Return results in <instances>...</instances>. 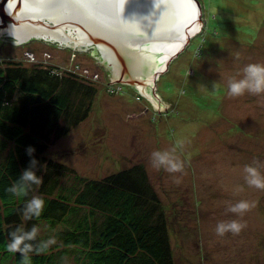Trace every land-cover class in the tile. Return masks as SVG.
Instances as JSON below:
<instances>
[{
	"label": "rangeland",
	"instance_id": "obj_1",
	"mask_svg": "<svg viewBox=\"0 0 264 264\" xmlns=\"http://www.w3.org/2000/svg\"><path fill=\"white\" fill-rule=\"evenodd\" d=\"M202 1L203 29L155 78L154 93L170 103L164 110L128 83L108 82L92 49L31 39L4 46L0 63L54 65L98 87L89 116L46 155L91 178L144 163L168 216L175 264H264V189L250 187L243 171L253 165L264 176V92L233 97L227 88L246 65H264V0ZM178 139L183 172L153 167L151 153ZM240 200L256 206L242 216L227 211ZM232 219L246 227L218 236L217 223ZM62 264H76L73 254Z\"/></svg>",
	"mask_w": 264,
	"mask_h": 264
},
{
	"label": "trees",
	"instance_id": "obj_2",
	"mask_svg": "<svg viewBox=\"0 0 264 264\" xmlns=\"http://www.w3.org/2000/svg\"><path fill=\"white\" fill-rule=\"evenodd\" d=\"M97 94L94 83L73 71L0 63V264H22L20 253L6 250L9 232L33 225L40 229L33 243L51 236L57 243L30 253L31 264H62L71 253L76 264H175L168 216L144 163L91 178L46 155L89 116ZM32 158L43 182L26 197L13 196L7 189ZM33 195L44 200L43 212L26 221L22 210Z\"/></svg>",
	"mask_w": 264,
	"mask_h": 264
},
{
	"label": "water",
	"instance_id": "obj_3",
	"mask_svg": "<svg viewBox=\"0 0 264 264\" xmlns=\"http://www.w3.org/2000/svg\"><path fill=\"white\" fill-rule=\"evenodd\" d=\"M203 12L201 0H0V32L16 44L42 39L99 52L108 82L128 83L164 110L170 103L152 94L153 83L203 29Z\"/></svg>",
	"mask_w": 264,
	"mask_h": 264
},
{
	"label": "clouds",
	"instance_id": "obj_4",
	"mask_svg": "<svg viewBox=\"0 0 264 264\" xmlns=\"http://www.w3.org/2000/svg\"><path fill=\"white\" fill-rule=\"evenodd\" d=\"M243 78H232L228 81L227 88L230 96L236 97L243 95L246 91L258 94L264 92V65L250 63L243 69ZM185 141L178 139L175 145L170 150H156L151 153V162L153 167L163 168L169 173L183 172L184 162L176 155L178 148H183ZM35 149L31 146L26 148V153L32 157ZM38 161L32 158L29 167L25 169L20 178L13 183L7 191L16 197H26L32 189V185L42 184V178L37 176L33 170ZM245 182L250 187L264 189V176L261 175L258 167L253 165H245L243 169ZM179 179L176 183H179ZM256 206L255 201L240 200L234 204H229L227 211L242 216L245 212L250 211ZM44 208V200L33 195L28 199L23 207L22 214L24 219L31 220L33 217H40ZM246 225L240 220L232 219L230 221H219L215 231L218 236H224L226 233L234 235L239 234ZM40 229L33 225L30 229L25 230L24 227L18 226L9 232V242L6 245V250L10 253H20L22 256V264H31L30 253H44L52 245L57 243L54 236L46 240H40L36 243Z\"/></svg>",
	"mask_w": 264,
	"mask_h": 264
},
{
	"label": "flooded vegetation",
	"instance_id": "obj_5",
	"mask_svg": "<svg viewBox=\"0 0 264 264\" xmlns=\"http://www.w3.org/2000/svg\"><path fill=\"white\" fill-rule=\"evenodd\" d=\"M34 39H32V41H33ZM30 42V41H29ZM28 42V43H29ZM27 43V42H26ZM8 44H16L15 42H14V39L13 38H11L10 36H8L7 34H3V33H1L0 32V52H2L3 51V48H4V46H7ZM22 44H24V43H22ZM21 45V44H20ZM99 52H97V54H98Z\"/></svg>",
	"mask_w": 264,
	"mask_h": 264
},
{
	"label": "bare ground",
	"instance_id": "obj_6",
	"mask_svg": "<svg viewBox=\"0 0 264 264\" xmlns=\"http://www.w3.org/2000/svg\"><path fill=\"white\" fill-rule=\"evenodd\" d=\"M176 49H178V48H175V50H176ZM152 94H155V93H154V83H153V93H152Z\"/></svg>",
	"mask_w": 264,
	"mask_h": 264
}]
</instances>
